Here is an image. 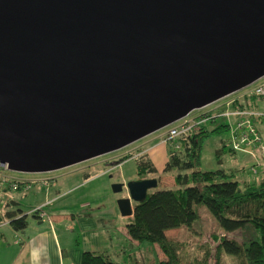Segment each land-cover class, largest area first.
<instances>
[{
  "label": "water",
  "instance_id": "1",
  "mask_svg": "<svg viewBox=\"0 0 264 264\" xmlns=\"http://www.w3.org/2000/svg\"><path fill=\"white\" fill-rule=\"evenodd\" d=\"M264 77V0H0V166L118 151ZM157 180L113 183L122 217Z\"/></svg>",
  "mask_w": 264,
  "mask_h": 264
},
{
  "label": "crops",
  "instance_id": "2",
  "mask_svg": "<svg viewBox=\"0 0 264 264\" xmlns=\"http://www.w3.org/2000/svg\"><path fill=\"white\" fill-rule=\"evenodd\" d=\"M249 91L244 95L250 94ZM259 101H263L261 103L263 104L262 110H264V100ZM259 101L255 109L248 110L260 111ZM231 108V106L224 107L221 111H229ZM219 119L226 121V123H221L228 124L225 118L219 117ZM216 124L209 125L215 127ZM253 124L260 137V146L263 147V151L258 148V145L252 147L254 149L251 151L247 149L231 150L230 140L227 141V138L219 140L218 146L214 149L216 158L214 170L220 169L232 174L234 180L241 185L257 184L255 180L264 179V121L254 119ZM165 131V129H161L124 147V153L127 151L125 148L136 143H140L136 145L141 147L146 143L141 141L152 137V140L146 141H155L153 145L151 144L142 151L139 150V153L133 157L145 156L154 165L157 173L159 167L156 162L159 161L165 166L168 160L166 146L162 143ZM158 138L159 140H153ZM129 161L132 159L122 162L111 160L98 168L93 164H88L91 166H86V170L68 172L67 176H77V178L71 180L68 177L71 185L61 182L60 186L64 188L62 193L54 187H50L56 184V181L52 183L49 181L46 186L33 183L18 191L11 190L8 184L0 182V264H80L84 252L104 253L111 257L119 254L120 244L129 243V246H133L134 241L127 237L125 230L121 232L119 227H116L122 216L117 208V199L110 195L109 190L110 185L113 184L110 180L113 176L111 174L116 171V174L121 176L122 167ZM252 167L256 169L254 173L251 172ZM86 175L89 177L85 179ZM94 182H99V185L91 190L90 185ZM31 187L36 189L32 192L35 202L32 208L24 211L20 205V198L16 194H24L23 191H28ZM156 187L158 190H163L159 189L158 180ZM79 188L83 191L80 193L83 199L77 208L70 209L76 203L63 204L62 207L54 205L59 197L69 195ZM37 208H40L44 213L42 218L36 214L33 215L32 211ZM14 212L16 213L15 218L26 216L27 226L23 231L12 230L9 225L10 220L5 217L6 214ZM107 223L113 224V226L108 227ZM118 233L121 235V240L116 237ZM125 247L126 245H121V248Z\"/></svg>",
  "mask_w": 264,
  "mask_h": 264
},
{
  "label": "trees",
  "instance_id": "3",
  "mask_svg": "<svg viewBox=\"0 0 264 264\" xmlns=\"http://www.w3.org/2000/svg\"><path fill=\"white\" fill-rule=\"evenodd\" d=\"M261 99L264 100L254 93L245 94L242 99H235L232 107L255 109ZM218 120L219 117L214 116L198 123L186 137L176 140L178 148L169 151L164 166V172L176 170V188L149 190L143 201L134 203L132 216L126 218L130 220L124 225L127 237L137 243L156 245L162 254L159 264H181L179 242L167 238L165 232L181 227L192 229L199 220L201 206L207 208L224 234L239 235V241L221 237L215 246L214 257L225 253L235 258L237 264H264V179L258 184L241 185L232 174L223 170L200 168L203 142L209 135L227 130V125L217 123ZM215 123V127H207ZM128 157L120 158L119 162ZM132 161L136 180L156 173L154 165L145 156L134 157ZM87 177L89 175L85 179ZM15 216V212L5 215L12 230L23 231L27 226L26 216ZM203 247V256L190 264H208L211 253L206 245ZM80 264L126 263L112 262L104 253L84 252Z\"/></svg>",
  "mask_w": 264,
  "mask_h": 264
},
{
  "label": "rangeland",
  "instance_id": "4",
  "mask_svg": "<svg viewBox=\"0 0 264 264\" xmlns=\"http://www.w3.org/2000/svg\"><path fill=\"white\" fill-rule=\"evenodd\" d=\"M259 82L260 81L258 82L256 81L250 84L249 86L231 94L230 96H228V100L232 98L242 99V97L244 96V93L245 92L248 93V91L252 87H254L256 84H258ZM261 102H260V111H262V108H263V104ZM217 112L220 113L221 110ZM227 121L229 123L230 128L232 130H235L236 119L233 117H230L227 119ZM221 122L226 123V121L222 119H219V121H217V123H221ZM207 127L209 129L212 128L210 127V125H208ZM229 134H230L229 130H225L219 134H211L206 138V140L202 144V150H201V156H200V168L202 170H214L216 168V158L214 155V149L218 146L219 140L221 139L224 140L227 138V141H228ZM233 134L235 137L238 136L237 131H235ZM151 138L152 137H148L147 139H145V141H141V142H146L144 145H141V147H137L136 144H140V143H136V144H133L131 147H128L129 149L125 148L127 150L125 153H124L125 150L122 148V150H118V151L97 157L91 161L83 162V163H80L74 166H70L67 168H63L57 171L50 172L51 174L48 173L45 175L43 174L26 175V174L8 172L4 170L3 168H0V182H4L5 184H8L9 189H11V186H10L11 183H9L10 182L9 180L11 179L13 180L18 179L19 181L21 180L22 182H21V185H19V188L14 190V191H18L21 189H25L26 187H28L29 185L33 183L38 184V181L36 180L48 179V181H51V183L56 181V184H54L55 186L52 185L50 187H54L56 190H59L60 193H62L64 188H61L60 183L65 182L66 185L68 184L71 185L68 177H70L71 180H74L77 178V176H67L66 174L68 172L73 173V172H77L81 170H86L87 168L86 166H91L88 164H93V166H97L96 168H98V167H101L102 164H106L110 162L111 160L117 161L126 155L130 156L128 157V159H133L134 158L133 155H136L137 153H139V150L142 151L148 146H151V144L153 145L155 141L154 142L146 141V140H152ZM153 140H159V138L153 139ZM165 146H166L167 157H168L169 151L172 150L173 148H171L168 145H165ZM245 149L251 151L254 148L245 147ZM93 162H97V163H93ZM156 164L159 167V170L157 171V173L153 175L152 174L147 175L144 179H147V178L157 179L160 185L159 189H166V190L175 189L176 185L174 181V176L177 173L176 170L164 172L163 164L160 163L159 161L156 162ZM111 175H113L112 178L110 179L111 183H123L125 185V183L128 181L136 180L137 176H136L134 162L129 161L122 167L121 176H118L116 174V171H114ZM255 181L257 182V184L260 182L257 180ZM98 185H99V182H94L90 185V189L92 190ZM32 188L33 187H31V189H29L28 191H23L24 194L23 193L16 194L20 198L19 200L21 201L20 205L24 211L29 210L34 205L35 201H34L32 192L35 191L36 189L35 188L32 189ZM109 190H110V195L116 197V199L126 198L128 196L125 189L122 192L116 193V194L111 191V188H109ZM150 191H152V189ZM80 193H83V191L80 188L76 189L73 191V193L69 195L66 194V195L59 197L54 203V205L62 207L63 204L69 203L70 205H72L76 203L73 206H71L70 209L77 208V205H79L83 199L80 196ZM131 204L132 206H134V203H131ZM198 215H199V220L193 224L192 229L188 230L184 227H181L179 229L169 230L165 232V235L167 238L173 241L179 242V246H180L179 256L181 257V261H182L181 264H190L195 259L201 258V256H203V253H204V247H203L204 245H206L209 248L210 253H211L210 258L207 261L208 264H237V260L235 258L225 253H220L217 257L216 256L214 257V251H215V246L217 245L221 237L225 236L226 239H235L239 241L240 239H239L238 233L224 234L219 229L215 218L208 212L205 206H201L198 209ZM126 218L127 217L119 218L120 222L116 225V227H119L121 232L122 230H125L124 225L130 222V220ZM107 226L112 227L113 224L107 223ZM116 237L119 240H121L120 233H118ZM128 244L129 243L120 244L118 248L119 254L117 256L112 255L111 257H109L110 261L115 262V263H126V264H159L162 258V254L160 253L159 248L156 245H153L147 242H143V243L134 242L133 246H129ZM121 245H126V247L123 249L121 248ZM122 250H123V253H121Z\"/></svg>",
  "mask_w": 264,
  "mask_h": 264
},
{
  "label": "built area",
  "instance_id": "5",
  "mask_svg": "<svg viewBox=\"0 0 264 264\" xmlns=\"http://www.w3.org/2000/svg\"><path fill=\"white\" fill-rule=\"evenodd\" d=\"M258 81L260 82L255 86L253 85L254 87H252L249 92L254 93L257 96L262 97L264 99V77L257 80V82ZM234 100L235 98L228 100V96H227L209 105H206L202 108L190 112L182 119L164 128L166 131L162 136L163 137L162 143L170 146L173 149H177L178 145L176 144V140L186 137L190 133L191 128L194 125L198 123H203L214 116L222 117L225 118L226 120L230 117H233L236 119L235 130H232L230 128L229 123L227 124V130H229L230 132L229 145L231 149L234 151H238V150H244L245 147H255L258 145V148L263 151V147L260 146V137L253 126V120L262 119L264 121V110L255 111V110H241L238 108H233L232 103L234 102ZM229 106L232 107L229 111L222 110L220 113L217 112L223 109L224 107H229ZM235 131L238 132L237 137H235L233 134ZM0 168H3L4 170L8 171L5 166H0ZM251 171L254 173L256 171L255 167L251 168ZM9 181L11 183L10 184L11 189L13 190L19 188V185H21L22 182L21 180L19 181L18 179H14V180L11 179ZM37 181L42 186H46L49 182L48 179H40ZM32 213H35L40 218L44 216V213L40 208L33 210Z\"/></svg>",
  "mask_w": 264,
  "mask_h": 264
},
{
  "label": "bare ground",
  "instance_id": "6",
  "mask_svg": "<svg viewBox=\"0 0 264 264\" xmlns=\"http://www.w3.org/2000/svg\"><path fill=\"white\" fill-rule=\"evenodd\" d=\"M156 189V188H155ZM148 194V193H147Z\"/></svg>",
  "mask_w": 264,
  "mask_h": 264
}]
</instances>
